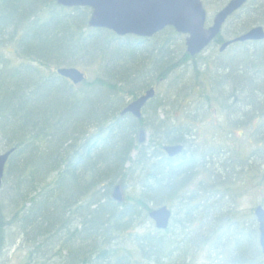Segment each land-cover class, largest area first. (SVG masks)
Segmentation results:
<instances>
[{
	"label": "trees",
	"instance_id": "obj_1",
	"mask_svg": "<svg viewBox=\"0 0 264 264\" xmlns=\"http://www.w3.org/2000/svg\"><path fill=\"white\" fill-rule=\"evenodd\" d=\"M89 15L87 7L55 0H0V153L12 150L0 190V264L11 234L21 264H192L195 248L217 234L228 264H245L233 207L227 213L211 201L207 186L191 193L203 205L194 209L203 239L191 241L181 220L157 230L148 212L189 202L186 188L209 155L198 154L194 141L206 114L224 117L226 136L240 129L254 139L263 184L264 41L236 43L208 60L189 57L183 36L170 27L150 38L118 37L89 27ZM253 26L264 27V0L232 15L212 46L224 42L223 31L233 38ZM74 66H94L96 75L74 85L55 73ZM151 87L156 93L141 119L120 114ZM168 145L183 151L169 158ZM228 179L216 194L232 190ZM116 185L121 202L112 198ZM208 205L215 209L211 222Z\"/></svg>",
	"mask_w": 264,
	"mask_h": 264
},
{
	"label": "rangeland",
	"instance_id": "obj_2",
	"mask_svg": "<svg viewBox=\"0 0 264 264\" xmlns=\"http://www.w3.org/2000/svg\"><path fill=\"white\" fill-rule=\"evenodd\" d=\"M201 1L207 14V25H210L214 14L229 0H226V2L225 0ZM223 34L224 39H227L228 37L225 36L226 33H224V31ZM216 52L217 48L212 47L207 50V52L205 51L202 55L210 58L213 57L210 55H215ZM209 58L208 60H210ZM77 68L84 72L86 78L88 79H91L96 75V67L94 66H78ZM164 87L165 86H162V96L164 95ZM164 111L162 110L161 117L166 116ZM179 115L180 113L178 112L168 114L169 118ZM223 119V116L215 113L206 114L204 117L200 118L197 136L194 141L198 146V154H202L204 152L209 154L205 157L204 163L202 162L201 164V166L205 167L204 172L199 177L195 175L196 177L193 178V183L186 188V191H188L187 193H190L185 197V199H189V202L183 200L182 204H180L179 202L173 201L166 205L172 212V223H176L179 220L182 221V224L189 223L184 230L192 234L189 237L191 241L197 239L198 237L203 239L205 235L204 231L206 229L202 226L204 222H202L201 216L194 215L197 213L194 209L197 205H199V202L201 203V201H198V197L196 196L192 199L191 193H197V195H200L204 186H207V189L209 188L207 190L208 197H212L211 201H216V199H218L219 205H224L227 213H229L230 205L233 207L234 215H236L235 224H238L239 226L237 227L234 225L233 229L239 231L243 228L241 230L243 238H249V235H251V238L241 241L242 244L240 249L243 250L242 255L245 256V254L252 253V258L256 264H264V257L259 253L258 255L257 251V255L255 254L253 239V237H255L253 229L255 225L251 214L256 205L260 204V202L264 199V186H262L264 185V182L262 184V179L260 178L261 160L258 156L259 152H262V149L260 147L257 148L253 138L249 137L246 139V133H242L240 129L236 130L234 138L226 136L229 131L223 124ZM218 127H222V132L219 130L218 132L215 131V128L217 129ZM253 152H255L254 157L253 159H250L249 156H251ZM226 176L229 178L227 182H232V186L230 187L232 190H222V193L216 194L215 191L220 190L222 188L221 184L226 182ZM236 183L237 185L234 187ZM121 193L123 197L125 195L124 191ZM221 195L225 196V201L219 200L218 197ZM199 206L202 207L203 205L200 204ZM216 206L217 204L215 207ZM207 207L209 208L210 206L208 205ZM186 210L189 212L187 219H185L184 216ZM208 214L211 222L214 218L215 209L212 210L210 207ZM246 227H248V229H250L249 227H252V230L250 229V232L244 234L243 232L246 231L244 228L246 229ZM230 228L232 227L226 226L225 231L230 232ZM139 230L142 231L143 229ZM202 234L203 236H201ZM13 238L14 236L11 234L9 239L10 242H8V247L11 248L8 251L5 259L6 262L4 264H21L20 258L23 251H21L18 241H14ZM238 239L241 238L239 237ZM223 242L224 239L218 240L217 234L214 236L213 241L209 246L199 248L196 247L193 257L196 262H193L192 264H228L229 253L227 254L226 252V254L221 255L220 251L216 249L217 244H222ZM230 246L233 247L232 242L230 243Z\"/></svg>",
	"mask_w": 264,
	"mask_h": 264
},
{
	"label": "water",
	"instance_id": "obj_3",
	"mask_svg": "<svg viewBox=\"0 0 264 264\" xmlns=\"http://www.w3.org/2000/svg\"><path fill=\"white\" fill-rule=\"evenodd\" d=\"M63 7H88L91 10L88 26L107 29L117 36L134 35L149 38L166 27L173 28L177 33L185 35V47L189 56L202 52L220 33L224 22L238 11L247 0H229L212 18L209 26L206 24V12L200 0H55ZM264 40V30L254 27L248 32L223 43L219 51L235 42ZM56 74L69 80L72 84L81 83L85 76L75 67L56 69ZM154 97L151 88L131 101L121 115L131 114L136 119L141 118V110L148 100ZM145 132L140 131L138 142L143 143ZM163 151L169 158L179 155L182 146H165ZM12 150L0 154V188L2 185L5 164ZM119 185L112 190V198L122 201ZM258 224L259 246L264 255V209L257 207L254 211ZM148 217L158 230H164L169 225L171 212L166 206L151 210Z\"/></svg>",
	"mask_w": 264,
	"mask_h": 264
},
{
	"label": "flooded vegetation",
	"instance_id": "obj_4",
	"mask_svg": "<svg viewBox=\"0 0 264 264\" xmlns=\"http://www.w3.org/2000/svg\"><path fill=\"white\" fill-rule=\"evenodd\" d=\"M251 0H248V2H247V4L250 2ZM252 218H253V221H254V225H255V227H253V229H254V232H255V237H253V239H254V247H255V254H256V251H257V254L258 253H260L261 254V250H260V247H259V234H258V226H257V223H256V218L255 217H253V215H252ZM251 230H252V227H249ZM243 228H241L239 231H238V233H240V234H242L241 233V230H242ZM250 229H248V227H246V229L244 228V230H246V231H244L243 233L244 234H247V232H250L251 230ZM248 236V235H247ZM254 236V235H253ZM249 238H251V235H249ZM249 238H247V237H244L243 238V236L241 237V239L242 240H247V239H249ZM241 244H242V242H241ZM256 254V255H257ZM246 255V262H245V264H256L255 262H254V259L252 258L253 257V254L252 253H248V254H245ZM259 255V254H258ZM229 262V261H228Z\"/></svg>",
	"mask_w": 264,
	"mask_h": 264
}]
</instances>
